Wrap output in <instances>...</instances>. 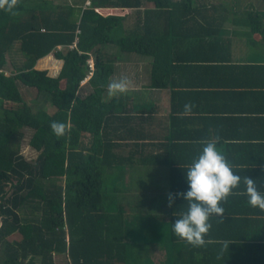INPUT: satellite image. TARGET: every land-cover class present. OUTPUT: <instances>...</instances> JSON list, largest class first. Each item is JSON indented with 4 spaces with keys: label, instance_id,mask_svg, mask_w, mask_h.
Wrapping results in <instances>:
<instances>
[{
    "label": "crops",
    "instance_id": "crops-1",
    "mask_svg": "<svg viewBox=\"0 0 264 264\" xmlns=\"http://www.w3.org/2000/svg\"><path fill=\"white\" fill-rule=\"evenodd\" d=\"M171 1L185 2L171 20L149 3L108 9L124 17L120 32L149 30L166 67L153 82L152 57L108 45L114 70L107 85L128 82L124 93L104 92L105 101L118 98L108 136L112 154L123 159L108 169V188L118 210L136 220L138 264H264V210L249 203L243 180L222 201L223 214L210 218L203 246L173 232L189 202L178 197L169 206L168 199L187 191L188 166L217 138L233 170L264 191V0ZM37 62L51 77L62 67L52 54Z\"/></svg>",
    "mask_w": 264,
    "mask_h": 264
},
{
    "label": "trees",
    "instance_id": "trees-1",
    "mask_svg": "<svg viewBox=\"0 0 264 264\" xmlns=\"http://www.w3.org/2000/svg\"><path fill=\"white\" fill-rule=\"evenodd\" d=\"M88 1L15 0L9 10L0 0V264H55L56 255L64 264H138L136 220L118 210L108 188V169L123 162L112 154L108 136L112 116L120 113L118 98L104 100L114 70L108 45L119 54L152 57L153 82L166 67L149 30L120 32L124 17L108 9L149 3L174 19L185 2ZM50 54L62 61L56 77L35 68ZM21 88L34 90L39 108L25 101ZM52 121L65 124L63 135L53 132ZM26 131L34 159L21 153ZM16 234L19 239L10 241Z\"/></svg>",
    "mask_w": 264,
    "mask_h": 264
},
{
    "label": "clouds",
    "instance_id": "clouds-1",
    "mask_svg": "<svg viewBox=\"0 0 264 264\" xmlns=\"http://www.w3.org/2000/svg\"><path fill=\"white\" fill-rule=\"evenodd\" d=\"M14 5L15 0H6L7 9L12 10ZM107 88L108 94L115 96L127 90L128 82L126 78H120L111 81ZM184 108L185 111H191L192 105L187 103ZM65 127L63 122L50 123V128L58 136L65 133ZM217 144L218 138L207 141L199 155L188 166L185 175L187 191L170 193L168 197L169 206H172L178 197L189 202L188 210L174 220L172 228L176 235L194 246L204 245L205 236L211 228L210 218L223 214L222 201L239 187L242 180L249 203L264 210V191L259 190L257 182L252 178L241 177L235 172Z\"/></svg>",
    "mask_w": 264,
    "mask_h": 264
},
{
    "label": "rangeland",
    "instance_id": "rangeland-1",
    "mask_svg": "<svg viewBox=\"0 0 264 264\" xmlns=\"http://www.w3.org/2000/svg\"><path fill=\"white\" fill-rule=\"evenodd\" d=\"M81 0H55L54 4L56 5H66L67 3H72V4H75V3H80ZM54 61V60H53ZM38 64L36 65V67H38L39 69H45L47 68L48 66H44V64H41V66L39 65V62H37ZM54 63H56V61H54ZM11 70V67L10 65H8L6 67V73L8 74ZM83 85V83L81 84ZM85 87L86 85H83L81 86L80 88V94H83L86 93V90H85ZM87 88V87H86ZM21 91H22V94L24 96V99L25 101H27L28 103H32V104H35L34 101H35V92L34 90H31V89H27V88H21ZM40 105V104H39ZM39 105L35 106L34 108H39ZM52 109H49V112L51 113ZM30 134L31 132L29 131H26L25 134H24V139L22 141V145H21V153L22 155L27 158V159H34L37 155V153L35 151H33L30 146L28 145V139L30 137ZM1 225V223H0ZM19 239V235H14L12 236L11 238H9L10 241H14V240H17ZM54 260H55V264H64V260H63V257L62 256H55L54 257Z\"/></svg>",
    "mask_w": 264,
    "mask_h": 264
},
{
    "label": "built area",
    "instance_id": "built-area-1",
    "mask_svg": "<svg viewBox=\"0 0 264 264\" xmlns=\"http://www.w3.org/2000/svg\"><path fill=\"white\" fill-rule=\"evenodd\" d=\"M89 66H90V69L92 70L93 69V63H92V61L89 62ZM89 74L91 75L92 73L90 72Z\"/></svg>",
    "mask_w": 264,
    "mask_h": 264
}]
</instances>
